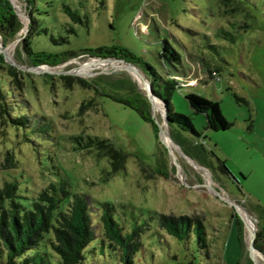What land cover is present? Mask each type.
I'll return each mask as SVG.
<instances>
[{"label": "rangeland", "instance_id": "374dc122", "mask_svg": "<svg viewBox=\"0 0 264 264\" xmlns=\"http://www.w3.org/2000/svg\"><path fill=\"white\" fill-rule=\"evenodd\" d=\"M3 1L23 28L9 42L0 35V55L24 74V97L11 101L16 115L30 123L18 129L0 124V185L15 178L32 196L55 181L54 167L60 168L72 191L89 197L93 216L97 204L109 202L133 210L139 224L150 211L197 218L206 227L207 263L264 264L250 250L264 208V0H34L35 51L79 55L34 71L27 56L18 58L31 6ZM165 40L180 54L179 65L161 57ZM100 47L127 50L162 78L182 84L171 105L191 117L200 137L173 126L174 137L163 128L166 113L155 99L149 106L156 139L150 123L114 100L134 101L139 94L148 100L147 78L128 62L87 54ZM66 76L91 87L65 88L60 78ZM9 81L0 69V88L9 91ZM190 93L219 103L229 129L209 130L206 115L189 107ZM90 100L96 106L80 116L79 105ZM80 136L108 139L125 152L126 173L113 176L107 159L77 150ZM152 226L135 264H200L193 245L186 250L164 234L167 245L161 246ZM85 264L116 262L101 256Z\"/></svg>", "mask_w": 264, "mask_h": 264}, {"label": "trees", "instance_id": "16d2710c", "mask_svg": "<svg viewBox=\"0 0 264 264\" xmlns=\"http://www.w3.org/2000/svg\"><path fill=\"white\" fill-rule=\"evenodd\" d=\"M26 2L31 6V11L18 58L21 60L24 54L31 67L35 68L42 65L55 67L71 58L79 57L72 52L52 54L43 50L35 51L32 45L34 36L38 34L34 32L37 26L33 17L35 1L26 0ZM0 7V35L9 42L18 35L23 26L3 0H0ZM66 11L75 22L76 14L69 8H66ZM69 31L73 32V30ZM87 54L115 57L140 68L149 82L152 97L163 104L171 134L173 135L174 132L172 127L177 126L183 132L200 137L191 117L175 112L171 105L173 94L183 88L182 84L162 78L154 66L143 62L140 57L130 54L127 50L100 47L93 53ZM160 55L172 66L180 64V54L166 40L162 42ZM0 69L10 78L9 91L0 88V124L3 127L12 126L16 129L29 128L28 117L17 116L11 101L13 98L24 97L21 86L24 83V74L14 65L5 63L1 55ZM60 80L65 88L71 90L75 85L85 89L91 87L84 80L72 76L61 77ZM185 99L195 113L206 115L209 130L219 132L229 129L230 125L221 113L219 103L193 93L187 94ZM114 100L134 110L142 121L150 123L158 139L159 131L151 118L148 100L143 99L140 94L134 101L116 98ZM94 101H83L79 105L80 116L86 115L96 106ZM74 141L77 150L92 153L98 160L107 159L111 175L126 173L128 155L115 148L110 140L98 136L86 138L80 136ZM6 158L7 162L12 163V156L7 155ZM54 169L56 180L39 189L32 196L29 195L27 187L20 188V182L15 178L13 181L4 180L0 185V264H85L89 257L99 259L101 256L108 257L116 264H135V258L146 251L142 238L145 232L152 230L153 224L161 246L167 245L164 239L166 234L180 242L186 250L193 245L201 259L200 264H209L206 262L209 261V244L203 220L187 216H167L150 211L147 220L139 224L133 210L124 205H121L119 210L109 202L97 204L98 209H94L96 212L93 216L89 197L73 192L70 182L61 173V169L55 167ZM141 171L143 172L144 169L141 168ZM126 210H129L134 222H130L126 217ZM97 241L99 242L97 246H92ZM253 247L264 257V208L261 221L257 225Z\"/></svg>", "mask_w": 264, "mask_h": 264}, {"label": "water", "instance_id": "95a60500", "mask_svg": "<svg viewBox=\"0 0 264 264\" xmlns=\"http://www.w3.org/2000/svg\"><path fill=\"white\" fill-rule=\"evenodd\" d=\"M5 60H6V62H7L8 64H10V65H14V63H13L12 60H7L6 57H5ZM16 68H19V67H16ZM34 69H36V68L31 69V71H34ZM146 97H147V99H148V101H149L148 104L152 107V106H153V103H154V101H155V98L152 97L151 93L148 94V95H146ZM164 121H165V123L168 125V122H167L166 118H165ZM168 127H169V125H168ZM161 129H162V128H161ZM175 143L178 145V143H177L176 140H175ZM253 248H254V247H253V243H252L251 248H250L251 252H255L257 255H259V256L264 260V257H262L259 253H257Z\"/></svg>", "mask_w": 264, "mask_h": 264}, {"label": "bare ground", "instance_id": "6f19581e", "mask_svg": "<svg viewBox=\"0 0 264 264\" xmlns=\"http://www.w3.org/2000/svg\"><path fill=\"white\" fill-rule=\"evenodd\" d=\"M132 68V67H131ZM133 69V68H132ZM134 70V69H133ZM135 71V70H134ZM163 128H169L168 125L165 123V121H163ZM172 142V141H171ZM173 146L177 147L176 145L173 144V142L171 143ZM254 240V239H253ZM253 240H252V243H253ZM252 245V244H251ZM253 255L255 254V252H252Z\"/></svg>", "mask_w": 264, "mask_h": 264}]
</instances>
